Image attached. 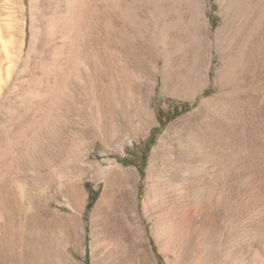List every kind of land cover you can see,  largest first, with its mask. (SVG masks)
<instances>
[{
	"label": "rangeland",
	"instance_id": "1",
	"mask_svg": "<svg viewBox=\"0 0 264 264\" xmlns=\"http://www.w3.org/2000/svg\"><path fill=\"white\" fill-rule=\"evenodd\" d=\"M6 1L0 264H264L256 2L90 0L65 41Z\"/></svg>",
	"mask_w": 264,
	"mask_h": 264
},
{
	"label": "bare ground",
	"instance_id": "2",
	"mask_svg": "<svg viewBox=\"0 0 264 264\" xmlns=\"http://www.w3.org/2000/svg\"><path fill=\"white\" fill-rule=\"evenodd\" d=\"M90 0H57V4L59 5V7L61 6V7H63V10L61 9V10H59L58 12H62L63 11V13L62 14H60V15H58V16H56L55 15V18L52 20V21H50L49 22V24H48V26H47V28H48V31L51 33H54L55 31H57V30H59V32H61V33H63V36H64V39L63 40H65V41H68L69 40V37H70V34L71 33H73L76 29H77V27H78V25L79 24H81L80 22H81V19H82V15H83V12L85 13L86 12V10H85V5H86V7H88L89 6V4H91L90 2H89ZM219 1V0H218ZM223 1V0H222ZM31 2V4H30V6H31V8L33 7V9H34V3L35 2H33V0H31L30 1ZM254 2H256V4H257V6L256 7H258V9H256L255 11H256V14H255V11H254V9L252 8L253 7V3ZM56 3V2H55ZM223 3H224V1H223ZM237 3H240V9H241V11L239 10V9H237V7H235V9H237V10H239L240 11V13L242 14H240V16L242 17L243 15L245 16V15H249V14H255V18H256V21H255V24H254V26H258L260 23H261V21H262V18H263V14H264V0H238V2ZM50 4V3H49ZM53 4V3H52ZM57 4H55V5H57ZM221 5L220 6H222V2L220 3ZM225 4V3H224ZM232 4H233V2L231 3V5L230 6H232ZM6 5L7 6H10V7H12V10H13V13L14 14H16L17 12H19V10H23V7H24V4H23V0H7L6 1ZM57 5V6H58ZM92 5V4H91ZM226 5V4H225ZM224 5V7H226V6H229V5H226L225 6ZM234 5V4H233ZM230 6L229 7H227V8H229L228 10H230ZM58 7V8H59ZM224 7L223 8H221V9H223L224 10ZM36 8V7H35ZM55 8H57V7H55ZM89 9V8H88ZM233 10H234V6H233ZM223 12V11H222ZM223 13H226V12H223ZM33 14V13H32ZM86 14V13H85ZM229 14V13H228ZM237 15H238V12H237ZM224 16V15H223ZM222 16V17H223ZM224 17H226V15L224 16ZM223 17V18H224ZM243 18H246V17H243ZM225 19V18H224ZM236 19V18H235ZM32 20V19H31ZM226 20H228V19H226ZM42 22V21H41ZM225 21H223V23H224ZM261 25V24H260ZM259 25V26H260ZM81 26V25H80ZM80 28V27H79ZM239 33L241 32L240 30L238 31ZM32 34V33H31ZM72 35V34H71ZM237 35V34H236ZM235 35V36H236ZM239 35V34H238ZM73 37H74V35H73ZM238 37V36H237ZM74 39V38H73ZM71 40V39H70ZM64 41V42H65ZM73 41V40H72ZM63 42V41H62ZM67 43V42H66ZM72 43V42H71ZM228 43H230V42H228ZM67 45V44H66ZM71 46V45H70ZM241 55V54H240ZM237 57V56H236ZM239 57V56H238ZM237 63V62H236ZM233 65V64H232ZM231 65V66H232ZM236 65V64H235ZM234 65V66H235ZM230 66V65H229ZM227 67V66H226ZM191 136V135H190ZM194 142H196V141H194ZM195 144V143H194ZM193 145V144H192ZM200 150V149H199ZM120 175H122V176H125V172H121V171H119L118 172ZM167 220V219H166ZM162 221V220H161ZM170 222V221H169ZM164 225V223L162 224V226ZM167 225H168V223H167ZM171 225V227H172V224H170ZM170 225H169V227H170ZM161 226V229H160V231H162V233H164V234H166V236H168L167 234H170V235H173V234H171L170 232H172V231H169V229H168V233H166L165 231H164V229L162 230V228H164V226L162 227ZM165 226H166V222H165ZM174 227V226H173ZM166 228H168L167 226H166ZM175 229V228H174ZM170 230H172L171 228H170ZM159 231V232H160ZM161 233V232H160ZM162 233H161V235H162ZM173 233V232H172ZM163 234V235H164ZM175 234V233H174ZM163 235H162V237H163ZM169 235V236H170ZM175 236V235H174ZM172 237V236H171ZM170 238V237H169ZM168 238V239H169ZM166 242V241H165ZM168 242V241H167ZM170 243V242H169Z\"/></svg>",
	"mask_w": 264,
	"mask_h": 264
},
{
	"label": "trees",
	"instance_id": "3",
	"mask_svg": "<svg viewBox=\"0 0 264 264\" xmlns=\"http://www.w3.org/2000/svg\"><path fill=\"white\" fill-rule=\"evenodd\" d=\"M159 114H161V111H159ZM156 129H154L152 132L154 133ZM150 140H152V137L150 138ZM142 159L144 160L143 162L145 163L146 162V158H143ZM85 188L87 189L88 193H89V196H88V202H87V205H86V210H89L91 208V206L93 205V202H94V199H96V195H94L91 191V187L88 183L85 184Z\"/></svg>",
	"mask_w": 264,
	"mask_h": 264
}]
</instances>
